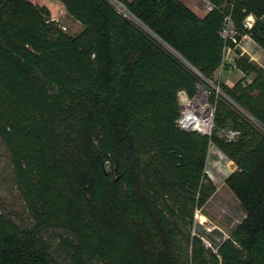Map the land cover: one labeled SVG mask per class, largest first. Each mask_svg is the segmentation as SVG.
I'll return each mask as SVG.
<instances>
[{"label": "trees", "instance_id": "obj_1", "mask_svg": "<svg viewBox=\"0 0 264 264\" xmlns=\"http://www.w3.org/2000/svg\"><path fill=\"white\" fill-rule=\"evenodd\" d=\"M59 1L81 32L0 0V139L33 219L0 210V264H264V73L237 59L252 77L219 81L212 136L177 124L178 92H198L195 69L216 80L234 46L226 14L264 49V0H120L141 24L110 0ZM211 144L236 165L226 182L244 215L216 251L192 233L217 190Z\"/></svg>", "mask_w": 264, "mask_h": 264}, {"label": "rangeland", "instance_id": "obj_2", "mask_svg": "<svg viewBox=\"0 0 264 264\" xmlns=\"http://www.w3.org/2000/svg\"><path fill=\"white\" fill-rule=\"evenodd\" d=\"M187 1L194 8L200 9L205 6L204 0ZM61 25L64 31L69 34H76L79 30L78 27L65 19ZM215 85L220 88V91L217 90ZM198 90L201 95L207 93L210 95L213 93L223 95L218 78L212 82L203 79ZM235 170L236 165L234 162L221 150L219 151L214 144H211L206 162V173L216 185L217 190L206 205L196 212L192 233L200 236L205 244L214 251L223 240L229 237L231 231L244 217L237 197L226 182L229 175ZM0 210L21 226H28L33 223V219L27 212L24 201L16 187L9 152L1 139Z\"/></svg>", "mask_w": 264, "mask_h": 264}, {"label": "built area", "instance_id": "obj_3", "mask_svg": "<svg viewBox=\"0 0 264 264\" xmlns=\"http://www.w3.org/2000/svg\"><path fill=\"white\" fill-rule=\"evenodd\" d=\"M116 8L124 13L126 16L141 24L140 21L132 15L124 3L120 0H110ZM205 10L210 11L215 8V5L208 0H204ZM256 19L254 15L249 14L243 23L245 29H251ZM221 36L225 41L231 42L234 46L240 44V39L237 37V31L232 20L231 12L225 15L224 25L221 30ZM231 45L227 46L230 47ZM225 47V49L227 48ZM234 68L236 64L232 65ZM200 84H198V89ZM218 90V89H217ZM219 91V90H218ZM210 94L201 95L198 92L194 96H190L184 89L178 92L179 103H180V116L177 119V124L181 129L186 131H196L202 135L212 136L215 125H214V112L215 105L210 101ZM239 132L234 130H228L224 132V136L228 140L235 139Z\"/></svg>", "mask_w": 264, "mask_h": 264}, {"label": "crops", "instance_id": "obj_4", "mask_svg": "<svg viewBox=\"0 0 264 264\" xmlns=\"http://www.w3.org/2000/svg\"><path fill=\"white\" fill-rule=\"evenodd\" d=\"M33 3L46 6L51 13V18L60 23L68 20L72 25L78 27V32L83 30V25L72 17L66 10L65 5L59 0H30ZM205 11V6L200 8ZM71 18V19H70ZM244 58L259 71L264 73V49L250 36V34H243L240 38L238 46H230L224 50V57L222 65L217 69L215 77L220 82L228 86H233L239 80L246 77L250 79L252 74H246L240 68H234L232 65L236 64L237 59ZM220 151V150H219ZM235 164V163H234Z\"/></svg>", "mask_w": 264, "mask_h": 264}, {"label": "water", "instance_id": "obj_5", "mask_svg": "<svg viewBox=\"0 0 264 264\" xmlns=\"http://www.w3.org/2000/svg\"><path fill=\"white\" fill-rule=\"evenodd\" d=\"M195 71H196V72H197V73H198L203 79H205V80H207V81H209V82H212V81L208 80L207 78H205L202 74H200L196 69H195ZM215 87L220 91V88H219L218 86L215 85ZM222 94L228 98V96H227L224 92H222Z\"/></svg>", "mask_w": 264, "mask_h": 264}]
</instances>
